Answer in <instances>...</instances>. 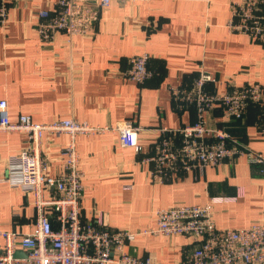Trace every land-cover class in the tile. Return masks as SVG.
<instances>
[{
  "label": "crops",
  "instance_id": "obj_1",
  "mask_svg": "<svg viewBox=\"0 0 264 264\" xmlns=\"http://www.w3.org/2000/svg\"><path fill=\"white\" fill-rule=\"evenodd\" d=\"M231 1L116 0L100 12L92 32L71 38L57 32L45 42L37 33L38 12L57 0H9L10 20L0 25V99L7 100L11 119L28 114L35 123H50L74 117L94 125L131 121L141 128L140 152L122 147L117 132L78 136L81 213L84 220L99 217L111 229L140 232L126 250L150 256L155 264H175L194 247L183 235L141 233L156 224L158 208L205 204L218 197L213 203L218 228L264 223L263 163L238 156L206 167L202 175L180 171L160 183L152 180L153 164L145 160L153 154L161 128L195 122V108L180 106L170 88L191 87L201 68L214 73L207 88L217 93L253 83L264 87V45L228 29ZM140 53L149 54L154 71L144 83L125 76L130 57ZM259 116L260 109L252 106L243 118L225 119L215 107L204 118L207 125L225 129L236 142L264 154ZM68 140L65 133H43L49 175L60 173V148ZM27 143L24 131L0 130V231L26 234L36 228L34 195L3 180L8 157Z\"/></svg>",
  "mask_w": 264,
  "mask_h": 264
},
{
  "label": "built area",
  "instance_id": "obj_2",
  "mask_svg": "<svg viewBox=\"0 0 264 264\" xmlns=\"http://www.w3.org/2000/svg\"><path fill=\"white\" fill-rule=\"evenodd\" d=\"M116 0H57L52 8L38 12L37 33L42 41H51L57 32L69 38L88 34L95 29L100 12ZM148 1V0H117ZM227 27L231 32L247 35L264 45V0H233ZM10 20L9 0H0V25ZM125 76L144 83L154 75L149 67V54H135L129 59ZM214 73L201 68L191 87L170 88L180 106L192 105L196 120L179 128H161L154 152L145 160L151 162V178L164 182L172 174L193 171L200 175L208 166H218L238 156H247L252 163H263L264 154L236 142L228 131L206 124L204 115L215 107L225 119L242 118L250 105L260 109L258 127L264 132V87L261 84L232 86L223 93L207 88ZM0 130L24 131L28 135L26 148L8 157V174L3 178L13 188L34 195L37 211L33 232L18 234L2 230L0 264H155L150 256H137L126 250L137 233L109 228L102 219L82 218L83 173L79 168L78 136L117 132L122 147L141 151L138 133L141 128L131 121L94 125L74 117L55 119L50 123H35L28 114L11 119L8 102L0 99ZM68 135L60 148L64 158L57 176L49 175V163L42 153L43 133ZM56 195L44 197L47 190ZM213 198L205 204H182L155 211L156 224L141 233L165 236L183 235L194 247L175 264H264V223L245 228H218L214 222ZM22 250L24 256H15Z\"/></svg>",
  "mask_w": 264,
  "mask_h": 264
},
{
  "label": "water",
  "instance_id": "obj_3",
  "mask_svg": "<svg viewBox=\"0 0 264 264\" xmlns=\"http://www.w3.org/2000/svg\"><path fill=\"white\" fill-rule=\"evenodd\" d=\"M24 255H25V253L22 250H17L15 252V256H24Z\"/></svg>",
  "mask_w": 264,
  "mask_h": 264
},
{
  "label": "trees",
  "instance_id": "obj_4",
  "mask_svg": "<svg viewBox=\"0 0 264 264\" xmlns=\"http://www.w3.org/2000/svg\"><path fill=\"white\" fill-rule=\"evenodd\" d=\"M252 106H255V105H250V106H249V108H248V110H249V109H250V107H252ZM247 112H248V111H247ZM246 114H247V113H246ZM246 114H245V116H246ZM245 116H243V117H245ZM243 117H242V118H243Z\"/></svg>",
  "mask_w": 264,
  "mask_h": 264
}]
</instances>
